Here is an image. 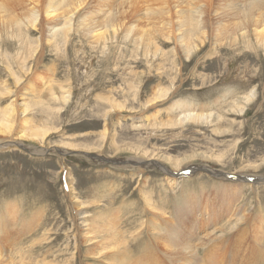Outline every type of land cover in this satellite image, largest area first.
I'll list each match as a JSON object with an SVG mask.
<instances>
[{"label":"rangeland","instance_id":"rangeland-1","mask_svg":"<svg viewBox=\"0 0 264 264\" xmlns=\"http://www.w3.org/2000/svg\"><path fill=\"white\" fill-rule=\"evenodd\" d=\"M6 1L0 0V4L5 5ZM102 1L106 0H87L79 19L75 20L90 18L89 15H93L92 22L101 19L102 14L98 13L101 10L96 8ZM168 1L173 6L174 0ZM205 1L198 0L194 4H209V10L205 7V26L212 28L220 19L225 23L237 19L238 23L243 15L240 17L237 9L253 0ZM126 3L106 1V7L110 4L111 13L118 16L116 20L110 18V10L105 7L107 12L101 29L104 39L98 42L72 31L66 46L60 43L57 51L43 47L38 66L31 62L17 79L10 76L5 64H0V78L11 88L10 93L2 96L3 102L10 96L22 102L20 93L25 88L31 84L34 92L39 91L42 81L48 77L56 82L57 96L44 93L42 102L33 107V110L57 111L53 117L38 115V111L33 113L43 122L33 124L34 127H56V133L49 131L52 134L47 135L48 144L41 145L30 136L15 139L14 125L0 127V218H4L0 219V254L15 253L14 264H17L19 250L13 248L19 243V248L29 253L26 258L31 260L46 257L45 263L54 264L47 262L51 261L49 255L63 254L56 264L70 260L74 264H87L85 258L81 260V254L88 247L83 244L77 250L74 237L85 239L86 225L80 223L76 213L79 207L89 204L77 206L78 200L73 199L76 195L85 202L92 200L108 204V208L113 206L107 214L114 216L122 231L136 232L139 228L141 235L132 244L134 257L141 258L138 264H187L184 250L189 248L188 244L195 245L194 241L198 246L193 258L189 257L192 264H264V180L248 184L220 177L231 172L264 175V48L256 46L253 39H244L240 25H237L236 35L212 45L216 37L209 28V40L188 60L176 43L175 33L163 30L154 35L156 45L162 49L156 55L149 53L147 57H155L146 60L143 55L146 44L135 45L138 34L134 27L130 33L131 24L141 23L142 29L148 30L144 11L135 13L128 8L127 13L120 14ZM217 6L220 9L216 14ZM41 14L38 27L46 36L51 23ZM33 35L35 38L40 33L34 31ZM233 37L235 42L231 41ZM24 49L16 37L14 41L4 37L0 50L9 61L8 67L18 69L11 57L18 51L23 53ZM162 50L168 55H162ZM31 71L34 74L26 78ZM24 84L26 87L20 92ZM250 90L254 97L247 100L245 95ZM185 108L213 115L188 120L182 116ZM157 109H161V113L153 116ZM106 111L110 113L106 115ZM11 140L35 147L75 142L80 146L78 150H90L96 158L85 156L82 151L63 155L57 152L47 155L48 152L46 157H34L25 149H16L14 144L5 149L4 142L9 144ZM151 157H160L158 161L165 169L177 171V162L183 164L182 169L194 168L180 169V176L166 179L167 171L159 166L142 167L148 162L143 160ZM135 160L138 163L134 164ZM201 164L219 170L218 178L201 171L203 169L198 168ZM67 184L72 185L70 192ZM146 194L157 209L155 214L154 210L143 211ZM242 212L246 213V219L241 225L220 232L218 227L228 221V213L231 214L228 219H237ZM97 213V209H89L91 223L100 222L94 217ZM153 215L155 220L151 221ZM256 216L263 218V232L258 235H255L257 226L253 224L258 219ZM47 233L52 240L50 245L47 242L40 247L37 245L33 253L29 241ZM142 249L149 252L150 257H144L145 253H140Z\"/></svg>","mask_w":264,"mask_h":264},{"label":"bare ground","instance_id":"bare-ground-1","mask_svg":"<svg viewBox=\"0 0 264 264\" xmlns=\"http://www.w3.org/2000/svg\"><path fill=\"white\" fill-rule=\"evenodd\" d=\"M106 1H108V0H106ZM106 1H102L101 6H98L96 8V10H101L98 13L99 14L101 13L102 15H101V19H99L95 22L94 21L92 22L93 19L91 20V18H93V15H89L90 18L86 17L85 19L83 18L81 20H77V21L75 20L76 18H78L80 11L86 6L87 0H8L5 2V5L0 4V48H1V42L3 41L5 36L10 37L13 41H14V37H16L19 44L23 48L25 47L23 53L18 51L17 55H16V53H14V55L11 57L14 59V63L16 64L18 69L14 70V69L7 66L9 61L6 58V55L2 50H0V64H2V65L5 64L7 71H9L10 76L13 77L14 79H17L24 72H26V68L29 67V64L31 62H34L38 66V64L41 62L43 47H45V46L51 47L52 49L57 51L59 49L60 43H62L64 46H66L67 43L69 42V38H70L72 31H75L77 33H81L82 35H85L88 38L89 37L94 38L96 40L95 42H98L99 40L104 39L103 31L101 29L104 28V25H102V21H103L105 15H106V12H107V10L105 9V7L107 5ZM123 1L124 2L126 1L127 3L125 5L126 7L123 8L124 10L119 11L120 14L127 13L128 8H131L132 10H134L135 13H138V12L140 13V11H142V10L144 11V14L146 17L144 20H145V23L147 22L146 26L148 24V28H147L148 30L142 29L141 23L135 24L134 26H133V24H131L130 33L134 30L138 34V36H137L138 39L134 40L135 45L140 44L142 46L144 43L146 44L144 46V49H143V55L145 56L146 60H150L151 58L155 57V56L147 57L149 53L151 54V52H152L153 55L154 54L156 55L158 53V51H160L162 49V48L158 47V45H156L157 42H155V40H154V35L156 36L157 31L160 32V31L166 30L165 32L168 34L171 32H173V34L175 33L174 34L175 37L178 38V42H176V43L179 44L181 50L183 51V53H185L186 58H188V60H190L189 58H191L195 54L196 51L200 50V48H199L200 45H201L200 47L204 46L205 40H209L207 33H208V29L210 28V26H208V25L205 26V23H206L205 19L206 18H204V16H207L206 11H205V7L207 6L208 10H209V4L208 3H202V4L198 3L199 5H197V4L195 5L194 3L198 0H183V2H184V5H183L182 0L181 1L180 0H174L172 2V4H173V6H172L171 3L169 4L168 0H123ZM199 1H203V0H199ZM166 4H167V7H164V5H166ZM246 4H247V1H246V3L243 4L242 9H240V8L237 9L240 13V17H242V15H243V18H241L238 21V23H237V19L234 22L233 21H226V23L224 22V19H220V21L217 22L215 27L210 28L211 32L212 33L214 32L215 37H216L215 42L212 45H216L219 42L221 44V42L223 40L229 39L232 34L236 35V31L239 28V27H237V25L238 26L240 25L239 29L242 30L241 36L244 39H247L249 41H251L253 39L255 41L256 46L264 48V0H253L247 6H246ZM109 5L110 4H108V6H107L108 8L106 7L108 10H110L109 17L116 20L118 15L115 16L111 13V6H109ZM154 6H156L157 8H155ZM184 7H186V8H184ZM257 8H258V10L256 11ZM219 9H220L219 6H217V8L214 10V12L216 14L219 13L218 12ZM103 11H104V13H103ZM40 13H43L44 17L46 18L45 19L43 17L42 18L40 17L41 19H45V21L47 19H49L50 22L48 24L51 23L49 30H48V34L46 36H44L43 30H41V27H38L39 26L38 24L40 21L38 19V17L40 15ZM92 13L93 12H90V14H92ZM43 14H41V15H43ZM222 14L225 15V12L223 11ZM165 15H166V17H164ZM173 17L175 18V20H173ZM89 20H91V21H89ZM75 21H76V23H75ZM138 22H140V20ZM88 25H90V26H88ZM142 25H144V24H142ZM133 27H134V29L132 30ZM149 28H150V31H149ZM175 30L177 32H175ZM34 31H36L37 33H40V35L34 38V35H33ZM163 34H164V32H163ZM225 35H226V37H225ZM239 35H240V31L237 34V36H239ZM169 37H170V35H169ZM165 39H163V40H165ZM167 41H169V40H167ZM231 41L235 42L236 38L233 37ZM174 45H175V43H174ZM173 50H174V47H173ZM161 53H162V55H168V53L163 51V50L161 51ZM30 74H32V71L29 74H27L26 78ZM33 74H34V72H33ZM50 78L51 77H48L44 81H42V84H43V85H41L42 89H40L39 91L34 92L32 90V87L30 86L31 85L30 84L27 88H25L26 90L21 92V88H23L26 84L21 86L19 90L21 92L20 97L23 95V97H22L23 101L20 103H18V101H17L18 99L14 98V97H12V99H10L11 96L6 98L4 102L2 101V98H3L2 96L10 93L11 88H9L6 85L7 82L4 78H0V127L4 126L5 128H11L14 125L12 127V131H13L12 135H15V137H14L15 139H20L24 136H30L33 139L37 140L42 145V144L47 143L46 142L47 135L52 134V132L53 133L57 132V130H55L56 127H54V126H49L46 128L34 127V125L36 123H41L42 119L36 118L35 116H33V113L38 111V115H42L45 117H53L57 113V111H53V110H33L34 105H39L42 102L41 98L43 97L44 93H47L49 95H54L55 97H57L55 95V90H54L55 89L54 83H56V82L54 79L51 80L52 78L51 79ZM38 79H40V78H38ZM35 81H36V79H35ZM35 81H33L34 84H35ZM26 82H27V80H26ZM253 97H254L253 90H250L248 92V94L245 95V98L247 100H251ZM9 99H10V101H8ZM5 102H7L5 105L2 104ZM184 102L187 103L189 101L185 100ZM190 102H193V101H190ZM175 103H177V101ZM172 106L173 105L171 104L169 107L171 108ZM19 110H20V112H18ZM157 110H159V111H155L153 116H157L158 114L161 113L160 112L161 109H157ZM194 110H196V109L185 108L184 110H182V116L185 119H188V120L192 119L193 120V119H196L198 117H202L204 115L205 116L213 115L212 112H205V113L201 112L200 113V112H197ZM239 110L242 111L243 109L240 108ZM105 113H106V115H108L110 112L108 113V111H106ZM110 115H109V117H111ZM16 127H20V129L15 130ZM104 130H105V128H104ZM49 131H52V132H49ZM13 144L16 146V147L14 146L16 149H18V148L25 149V151H27V153L31 154L34 157H36V156L46 157L47 155L50 154V152H57L59 155H63V154L70 152V151H82L81 154H83L85 156H89L91 158L92 157L96 158V154L95 155L91 154L94 152H91L90 150H87V149L86 150H84V149L78 150L80 146L77 143H75V142L73 143L70 141H61V143H59V144L54 143V144H51L48 146L37 145L35 147L32 145H30V146L26 145V144H24L18 140L17 141L11 140V142H9V144L7 142H4V145L6 147L5 149H9ZM83 152H85V153H83ZM46 153H48V154L46 155ZM101 158H104V157H101ZM159 158L160 157H155V158L151 157L149 159L143 160L144 162H146V161H148V162L146 164H144L142 167L145 168V167H150V166H157V167L159 166L158 168H162L164 171H167L168 176L166 179H169V176H171V180L175 179V175L180 173L179 172L180 169H182V167H184L181 162H177V164L175 165L177 171L172 170L170 168L165 169L162 166L163 164L158 161ZM101 160H103L104 162H110V161H107L105 159H101ZM140 160H142V159H140ZM133 163L136 164L138 162H137V160H135ZM192 167L193 166H190V167L184 168L182 170L187 169L185 171H190V168H192ZM198 168L203 169L201 171H204L206 174L212 175V176H217L216 174L219 172V170H216V168H213V167L206 165V164H201ZM241 169H245V168L242 167ZM231 173L232 174L229 173V175H226V173L220 174V177L230 178L233 180H239L240 182H243V183H248L252 180H264V175L254 176L257 173H255L254 175L244 174L241 172H231ZM146 180H147V178H146ZM146 180L145 179L143 180V185L145 184ZM70 181H72V180H70ZM256 183H258V182H256ZM71 188H72V185L69 184L68 185L69 192L71 191ZM222 192L225 193L224 190ZM240 194L243 196L242 193H240ZM73 199L78 200L77 206H82L85 203L89 204V205H86V207H79L78 211L76 213V218L81 220L80 223L86 225V228H85L86 230L83 234L84 238H85L84 240H81L77 236L74 235L75 236L74 237V240H75L74 246L77 250L81 249L83 244L86 247H88L86 252L81 254V257H82L81 260L83 261V258H85L87 260V264H138V262L140 261L141 258L134 257V255L136 256V254H135L136 252H134V250L132 248V244L134 241L139 239V237L141 235V231H138L139 228H137L138 230L136 229L137 230L136 232L130 231L129 233H127V231H125V230L122 231V229L118 227L119 224L116 225L117 221H115L113 219L114 216H112V214H110V213L107 214L110 211V208L113 206L108 208V207H106V205H108V204L104 205L101 203H97L98 201L97 202L95 201L96 202L95 203L92 200L90 202H88V201L85 202V201H83L84 199L81 200L80 197L78 198L76 195H74ZM239 199H241V198H239ZM144 200H145L146 207L143 208V211L148 210V209H149V211L154 210V214H155V210H157V209H155L156 207H154L152 205L151 198H150L149 194L144 195ZM237 203H238V200H237ZM92 207L98 210L99 215H97L98 214L97 213L94 217L99 218L98 219V220H100L99 223H91L89 221V216H91L89 214V209ZM234 207H235V205H234ZM16 208H18V206ZM239 208L240 207H238L237 209H239ZM162 212H163V209H162ZM162 212H161V215H163V213H164V212L163 213ZM158 213H160V211ZM234 213H235V211H234ZM239 213H241V209H240ZM246 213H243L241 215V217H239L237 219H235L234 217H233L234 219H232V218L228 219L231 216V214L228 213V218H227L228 221L225 220L223 222V224H221L218 227V229L220 230L221 233H225L226 231H231L236 225H239V224L241 225V223H243L242 221L244 219H246ZM156 216H157V214H156ZM151 218H152L151 221L155 220L154 215ZM2 219H4V218H2ZM262 219L263 218L260 217L255 222H253V224H256V226H257V228L255 230L256 231L255 235H258L259 233L263 232L262 231L263 230L262 222L264 220L262 221ZM177 220L178 219H176V221ZM16 221H17V219H16ZM27 221L28 220H26L25 222H27ZM233 221H235L234 224H233ZM2 223L5 224L4 220ZM24 223H22V224H24ZM168 224H169V222H168ZM5 225H4V227H5ZM13 225H14V223H13ZM37 225H38V223H37ZM9 226H10V223H9ZM0 228H2V227H0ZM23 228H24V226H23ZM153 230H154V228H153ZM19 232H21V231H19ZM167 233H168V231H167ZM206 234L208 235V233H206ZM262 234H264V232ZM170 235L172 236V234H170ZM236 235L238 236V234H236ZM156 236H158V234ZM244 236H245V234H244ZM140 239H142V238H140ZM50 241L52 242V240L50 239L49 233H47L45 236H42L41 238L35 237L34 239L29 241L30 244L32 243V245H33L32 247H30V250H32L34 253V249L36 248L37 245L40 247V246L44 245L46 242L48 245H50L49 244ZM198 241L202 243V240H198ZM14 242H15V240H14ZM144 242H146L145 244H150V242H148V241H144ZM193 243H195V245L191 246V244H188L186 247H189V248L184 250V253H185L184 260L187 264H192L191 258H189V257H192V255L195 254V252H194L195 247L198 246V242L194 241ZM20 244H21V242H20ZM22 244H25V243L23 242ZM52 245H51V247H52ZM23 246H25V245H23ZM67 246H69V241H67ZM158 246L160 247V245H158ZM3 247H4V245H3ZM13 249L19 250L18 252H16V253H18V260L16 262L17 264H41V263L46 262V261H44L46 259V257H44V258L41 257V258L36 259V260L28 259V257L26 258L25 255H28L29 253H25L24 249L21 250L19 248V243H18V246L14 247ZM49 249H50V247H49ZM141 252L145 253V255H143L144 257H147V256L150 257L149 252H145L144 249H142V251H140V253ZM0 253H2V252H0ZM33 253H31V254H33ZM137 254H139V253H137ZM45 256H48V254ZM49 256H50L51 261H47V262H52V263L56 264L55 261L58 262L57 260L63 258L64 255L61 254V256H59V254H52ZM15 257H16L15 253H12L10 255H7L5 253L0 254V264H14V260H15L14 258ZM45 264H47V263H45ZM65 264H74V261H72V260L66 261ZM195 264H197V263H195Z\"/></svg>","mask_w":264,"mask_h":264},{"label":"water","instance_id":"water-1","mask_svg":"<svg viewBox=\"0 0 264 264\" xmlns=\"http://www.w3.org/2000/svg\"><path fill=\"white\" fill-rule=\"evenodd\" d=\"M178 175H180V174H176L175 176H178ZM217 177V176H216Z\"/></svg>","mask_w":264,"mask_h":264}]
</instances>
